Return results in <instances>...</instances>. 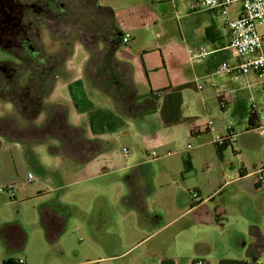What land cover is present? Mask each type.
Returning a JSON list of instances; mask_svg holds the SVG:
<instances>
[{
    "label": "rangeland",
    "instance_id": "obj_1",
    "mask_svg": "<svg viewBox=\"0 0 264 264\" xmlns=\"http://www.w3.org/2000/svg\"><path fill=\"white\" fill-rule=\"evenodd\" d=\"M95 1V5L106 4L114 10V14L109 17L105 16L104 9L94 11V16L99 17L95 19L99 24L106 20L111 27L113 23L119 29L116 31L118 37H121L125 29L131 30L134 37L140 34L139 41H131L129 49L123 48L120 51L131 57L135 64V74H141L142 56L156 52L155 43L168 35L164 25L161 22L144 25L142 0ZM82 20L86 21L85 18ZM83 22L80 23L83 25ZM257 30L264 43V25H258ZM56 45L52 41V50ZM72 45L73 53L66 62V71L53 83L50 95H46L44 100L45 105L54 101H66L69 123H83L90 137L106 139L110 142V148L107 152L98 154L74 175L65 176L61 172L60 177L64 176L65 180L59 186L57 177L40 175L26 160L24 144L29 141L39 163L48 168L67 170L66 160L61 155L50 152V148L61 149L62 146L55 139L57 135H47L49 138H46L42 128L46 120L43 112L33 121L42 129L31 133L30 137L25 138L24 135L29 133L24 132H14L8 138L0 135V226L15 223L24 230L25 235L22 248L16 251L8 249L0 237V264H3L4 258L9 254L21 257L24 264H114L108 260H89L106 255L103 243L108 245L112 241H120L127 244L141 238H145L146 245L159 246V242H162L169 251L173 248L182 254L190 243L187 241L190 232L210 229H199V223H193L189 216L173 222L174 217L180 213L178 201L181 187L201 183L207 188L212 182L209 180L210 173L207 172L210 164L209 147L197 146L199 138L191 137L184 125L174 133L170 129H163L159 148L152 145L134 122L114 111L109 98L97 90V84L88 80L84 66L88 52L80 42L73 41ZM245 82L246 80L244 84ZM248 91L250 98L245 102V108L248 112L251 102L255 103L262 117L259 132L264 140V84H254L248 87ZM209 92L207 90L208 95ZM207 102L212 112L208 113V117L220 124L224 113L221 112L218 98L210 95ZM191 107L198 112L197 99H194ZM191 107L189 111H192ZM184 110L187 111V108ZM12 112L10 105L0 102V117ZM181 115L187 116L184 113ZM194 122L196 124L198 121L194 119ZM191 152L194 153L193 156ZM244 152L250 153L245 147ZM188 154L191 159H188ZM139 158L149 159L152 167L154 192L148 200L149 210L158 208L163 217L159 226L166 225V229L160 234L149 238L146 236L150 231L138 224L137 214L134 211H124L120 205V196L125 192L120 176ZM185 159L190 160V165L185 164ZM248 160L252 162L250 158ZM29 172L34 176L32 181L28 180ZM212 175V178L217 177L215 171ZM45 201L50 202L66 217L65 228L56 238L48 237L40 224L38 207ZM149 222L154 224L153 221ZM191 225L195 228L190 229ZM108 226L109 231L115 234L107 231ZM93 236L98 240H94ZM141 247L144 249L146 246L143 244ZM152 261L154 263L151 264H155V259Z\"/></svg>",
    "mask_w": 264,
    "mask_h": 264
},
{
    "label": "crops",
    "instance_id": "obj_2",
    "mask_svg": "<svg viewBox=\"0 0 264 264\" xmlns=\"http://www.w3.org/2000/svg\"><path fill=\"white\" fill-rule=\"evenodd\" d=\"M95 4H97L96 1L93 2L91 10L93 15L94 11L101 9L106 11V17L114 14V10L109 5ZM141 6L144 25L161 22L168 35L155 43L156 52H149L146 56H142V73L139 72V75L135 74V64L131 57L122 53L120 49H129V43L139 41L140 34L134 37L131 30L125 29L121 37L107 38L115 58L131 65L129 79L140 99L137 101L136 115L119 114L111 99L106 96L114 111L134 122L147 140L158 148L163 129H170L171 133H174L181 125L185 126V131L190 132L191 137L199 138L197 146L209 147L208 162L210 164L207 172L210 173L209 180L212 182L207 188L201 183L181 187L179 193L181 197L178 201L180 213L174 217L173 222L175 219L177 221L179 218L189 216L193 223H199V229H206L205 227L210 229L199 232L191 230L193 233L190 232L187 240L190 243L182 254L173 248L169 251L165 248L166 244L162 242H159V246L158 244L146 245L145 238H141L127 244L112 241L108 244L110 247L103 243L106 255L89 261L94 262L99 259L108 260L114 264H151L154 263L152 259H155V264H192L195 258H200L203 264H264V140L259 132L262 117L260 126L249 128L245 108V102L250 98L248 87L259 83L264 84V71L246 74L238 70L231 73L215 71L217 64L221 61L229 65H237L243 59L226 48L229 40L227 17L220 9L192 11L188 8V0H142ZM239 9L240 4H231L228 17L235 18ZM94 18L99 17L94 16ZM112 25V29L119 30L113 23ZM126 31L130 33V38L128 42L123 43L122 36ZM262 38L261 36L264 53ZM100 40L103 42L101 38ZM100 45L99 48H101ZM199 46H204L210 53L204 58L192 59L191 51ZM113 73L114 82L118 83V72ZM244 80L250 83L244 84ZM199 85L202 87L199 88ZM99 87L97 90L101 92ZM207 90L210 91V95H216L220 102L221 112L224 113V119L220 124L208 117V113L212 114V112L207 102V98L210 97ZM219 91L228 92L226 99L219 98ZM151 92L158 96L157 100L151 99ZM194 99L199 102L198 112L191 107ZM64 102L68 107V103ZM185 107L187 111L184 110ZM190 107L192 111H189ZM182 113L187 116L181 115ZM194 119L198 121L196 124ZM208 121H211V128L207 127ZM81 125L84 124L81 123ZM182 129L184 130L183 126ZM227 133L231 135L233 151L221 149L220 153H217L213 140L215 136H225ZM87 136H89L88 133ZM244 147L250 153L246 154ZM193 154L191 152V156ZM188 156L189 159L190 154ZM248 157L252 162H249ZM90 161L80 166L71 175L85 168ZM140 162L147 163L152 170L149 159L145 158H139L130 164L128 169ZM240 167L244 168L243 176L239 175ZM60 171L64 175L69 174L68 170ZM213 171L217 177L212 178ZM152 175L153 173L151 180L154 192ZM192 192L197 193L198 197L195 200L199 202L191 207L194 202ZM150 196L146 199L148 210ZM152 210L149 211L159 214L158 208ZM124 211L134 210L124 209ZM159 215L162 220L161 213ZM137 217L138 224H142L148 232L150 231L146 238L160 234L166 229V225L146 223L140 220L138 214ZM186 226L187 224L185 228ZM229 226L236 228L239 233H229ZM109 228L108 226V232H110ZM193 228L195 227L191 225L190 229ZM93 239L98 240L96 236H93ZM143 244L146 246L144 249L141 247Z\"/></svg>",
    "mask_w": 264,
    "mask_h": 264
},
{
    "label": "flooded vegetation",
    "instance_id": "obj_3",
    "mask_svg": "<svg viewBox=\"0 0 264 264\" xmlns=\"http://www.w3.org/2000/svg\"><path fill=\"white\" fill-rule=\"evenodd\" d=\"M94 1L0 0V102L13 110L0 117L1 136L24 132L27 138L42 128L46 132L45 124L39 128L33 121L42 112L46 115L41 105L66 71L73 41L88 52L84 66L90 82L105 86L110 74L121 72L123 65L107 41L117 39L116 31L106 20L95 21ZM52 41L57 44L53 50Z\"/></svg>",
    "mask_w": 264,
    "mask_h": 264
},
{
    "label": "trees",
    "instance_id": "obj_4",
    "mask_svg": "<svg viewBox=\"0 0 264 264\" xmlns=\"http://www.w3.org/2000/svg\"><path fill=\"white\" fill-rule=\"evenodd\" d=\"M117 62L123 65L121 72L117 73L119 76L117 80L118 83L114 82L113 73L110 74V78L106 80V85L100 86L99 88L103 94L111 99L115 110L119 114L136 115L135 109L137 101L140 99H138V94L135 92L133 83H131L129 79L131 65L128 62ZM157 98L158 96L151 92V99L155 101ZM153 106L154 104L152 107ZM41 110H46L47 118L43 123V127L44 124L46 126V132H44L46 133V138H49L47 135L55 134L57 135L55 139L58 140L59 144L62 146L61 149L50 148V152L61 155L64 160H66L65 164L69 174L74 173L80 166L93 159L99 153L110 148L109 141L87 136L84 125H74L68 122V107L64 101H54L46 105H41ZM246 117L248 119L249 128H257L261 125V115L252 104H250V108L248 112H246ZM55 126L56 129H54ZM232 142L231 135L227 133L223 136L222 145L214 143L217 147V153H220L221 149H228L231 151ZM31 145L32 144H30V146ZM30 146L26 145L25 142L26 160L36 168L40 175L57 177L59 186H62L65 178L64 176L62 178L60 177L61 171L59 168H48L39 163L33 148ZM185 164L190 165L188 159H185ZM244 173V168L240 167L239 175L243 176ZM151 174L152 170L145 162L134 164L123 173L120 178L125 186V192L120 196V204L125 210H134L141 221L146 223L153 221L155 225H158L161 221L160 215L147 209L146 199L153 193ZM65 176H68V174ZM197 197L193 199L194 202L191 204V207L199 202L195 200ZM46 202L47 201L41 202L38 207L40 224L48 237L56 238L65 228L66 217L57 211V208H54L50 202ZM228 230L229 233H239L233 226H229ZM0 237L4 240L8 249L13 251L21 249L25 242L24 230L15 223L0 226ZM198 261H201V264H203L200 258H195L192 264H197ZM3 264H24V261L22 259L20 261L19 257L9 254L8 257L4 258Z\"/></svg>",
    "mask_w": 264,
    "mask_h": 264
},
{
    "label": "built area",
    "instance_id": "obj_5",
    "mask_svg": "<svg viewBox=\"0 0 264 264\" xmlns=\"http://www.w3.org/2000/svg\"><path fill=\"white\" fill-rule=\"evenodd\" d=\"M233 3L240 4L238 15L235 18H229V6ZM188 8L192 11L220 9L227 17L226 25L229 32V40L226 48L234 55L243 57L237 65H229L225 61L217 64L215 71L231 73L234 70L246 74L248 72L261 73L264 71V53L262 51L261 36L258 33L257 26L264 24V0H188ZM130 33L124 32L122 36L123 43L128 42ZM210 51L204 46L193 49L190 53L192 59L206 57ZM215 85L214 82H211ZM202 86L199 85V88ZM227 91H219L220 99H226ZM255 106L254 103H252ZM207 127L211 128V121H208ZM214 143L223 144V136H215ZM127 152L126 148L122 149ZM154 154V152L152 153ZM34 176L28 173V180L32 181ZM193 198L197 193H191ZM21 261V259H20ZM197 264H201L198 261Z\"/></svg>",
    "mask_w": 264,
    "mask_h": 264
}]
</instances>
